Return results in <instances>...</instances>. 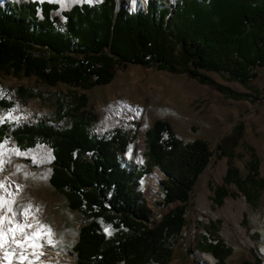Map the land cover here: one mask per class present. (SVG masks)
I'll return each mask as SVG.
<instances>
[{
	"label": "trees",
	"instance_id": "1",
	"mask_svg": "<svg viewBox=\"0 0 264 264\" xmlns=\"http://www.w3.org/2000/svg\"><path fill=\"white\" fill-rule=\"evenodd\" d=\"M155 1L148 0L144 12L133 13L121 5L117 9L116 0L73 4L62 11L63 26H58V17H51L57 3L0 4V74L35 76L45 86L64 83L88 90L110 83L118 67L141 64L185 73L213 84L225 97H250L214 83L201 70L227 73L228 80L249 85L255 68L264 66V0H175L169 7ZM17 94L34 96L24 86ZM87 102L81 92L68 104H58L57 116L68 120L65 128L40 121L10 129L4 122L0 138L10 133L19 147L42 142L52 149L49 183L84 219L72 246L75 264H171L175 239L187 223L193 187L213 151L201 138L183 142L168 121L158 118L145 132L144 163L128 169L120 155L132 135L120 128L106 136L93 135L96 115L86 109ZM11 104L0 98V107ZM243 129L244 121L237 122L216 145L217 156L227 162L223 184H208L216 205L236 196L225 185L236 186L252 205L264 187L252 149L244 176L233 163ZM153 168L163 174L158 180L163 204L175 203L157 222H151L147 200L138 188L140 178ZM98 219L116 229L113 236L103 232ZM219 224L220 220L210 224L213 233ZM195 249L210 252L216 259L213 264H226L231 251L222 240L212 242L204 235ZM237 264L261 260L255 255Z\"/></svg>",
	"mask_w": 264,
	"mask_h": 264
},
{
	"label": "rangeland",
	"instance_id": "2",
	"mask_svg": "<svg viewBox=\"0 0 264 264\" xmlns=\"http://www.w3.org/2000/svg\"><path fill=\"white\" fill-rule=\"evenodd\" d=\"M28 1L33 0H0V4L8 6L10 3ZM38 1L57 3L58 8L52 11L51 17H58V26H63V10L73 4H94L102 0ZM116 1L133 13L144 12L148 0ZM155 2L159 7H169L175 0ZM201 71L214 83L228 86L236 92L248 93L250 97H225L213 84L200 83L185 73H170L141 64L118 67L110 83L88 90L64 83L45 86L35 76L0 74V98L12 103L9 108L0 107V117H3L0 124L6 122L13 129L23 124L47 121L56 128H65L68 120L57 116L58 104H68L74 95L85 92L88 98L86 109L96 115V121L90 128L93 135L106 136L114 128L126 130L132 135L126 151L120 155L122 165L128 169L144 163L145 132L155 119L168 121L175 136L183 142L204 139L213 155L193 187L191 202L185 214L187 223L175 239L171 264H213L216 259L210 252L195 249L200 235L212 242L220 239L231 248L224 258L226 264L254 260L255 255L264 264V187L257 204L252 205L238 192L236 186L225 185L236 196L225 197L221 205H216L208 186L209 183L214 186L223 184L227 162L225 157L217 156L216 145L242 120L243 135L235 150L233 163L244 176L249 169L252 149L258 159L260 176L264 178V66L255 68L256 76L248 86L228 80L227 73L221 75L205 69ZM19 86L29 89L34 96L19 97ZM39 149L43 153L40 152V158H37ZM53 157L52 149L45 143L36 142L30 147H19L10 133L0 138V161H3L0 165V184H3L0 198L4 201L0 207V216L4 217L0 227L9 223L11 229L15 230L16 238L23 240V246L11 240L10 244L0 248L1 264H75L72 246L84 219L79 212L69 208L65 196L49 183ZM35 171H43L45 179L41 183L31 177L30 174ZM162 177L163 174L153 168L139 180L138 188L147 200L151 222H157L175 205L163 204V192L158 185ZM40 205L41 219L35 210ZM25 209H28L27 213ZM215 220H220V224L213 233L210 224ZM98 221L104 233V227L110 226L111 235L105 233L107 236L114 235L116 229L110 223L101 219ZM54 222L58 234L52 245L47 240L25 244L21 232L17 230V225L22 224L25 225L24 231L30 234L34 226L53 227ZM40 244L44 246L40 247Z\"/></svg>",
	"mask_w": 264,
	"mask_h": 264
},
{
	"label": "bare ground",
	"instance_id": "3",
	"mask_svg": "<svg viewBox=\"0 0 264 264\" xmlns=\"http://www.w3.org/2000/svg\"><path fill=\"white\" fill-rule=\"evenodd\" d=\"M41 149H39V151L37 152V158H40V152L41 154L43 153V151H40ZM31 177L33 178L34 181L41 183L45 177L43 175V171H35L33 173L30 174ZM37 200H39L37 198ZM36 201V200H35ZM37 204V203H36ZM31 207H33V204H31ZM41 209V205L39 207V209L35 207V210L37 211V216L41 219V214L39 213V210ZM36 211L34 212V214H36ZM46 213V212H45ZM47 214V213H46ZM56 227V223H53V227L52 226H46V227H42V226H34L31 229V232L29 234V238L26 239L24 241L25 244H30V243H39L42 242L43 240H48L51 239L52 241H54L57 238V229ZM0 228H3V231L5 232V243L4 244H10L9 241L12 240L13 235L15 233L14 232H10L9 229L11 228L9 223H5L3 224ZM48 229H51V233L48 232ZM35 234V235H33ZM1 264V261H0Z\"/></svg>",
	"mask_w": 264,
	"mask_h": 264
},
{
	"label": "snow or ice",
	"instance_id": "4",
	"mask_svg": "<svg viewBox=\"0 0 264 264\" xmlns=\"http://www.w3.org/2000/svg\"><path fill=\"white\" fill-rule=\"evenodd\" d=\"M2 119H3V117H0V120H2ZM18 154H19V153H18ZM2 164H3V161H0V165H2ZM0 170H2V169H0ZM0 187H3V184H0ZM3 203H4V201L2 200V198H0V207L3 206ZM9 210L11 211V209H9ZM27 211H28V209H25V213H27ZM3 219H4V217L0 216V223L3 222ZM28 227H30V225H28ZM42 227H46V226H42ZM24 228H25V225H22V224H18V225H17V230H19V231L21 232V234H22V236H23V239L26 240V239L29 238V234H28L27 232L24 231ZM9 231H10V232H14V230L11 229V228L9 229ZM104 231H105V233H107L108 235H111V229H110V226H105V227H104ZM48 232L51 233V229H48ZM33 235H35V234H33ZM11 242L23 246V240L16 238L15 235H13V238H12V241H11ZM4 243H5V232L3 231V228H0V248H3ZM47 243H48L49 245H52V244H53V241H52L51 239H48V240H47ZM39 246H40V247H43L44 245H43V244H40ZM7 255H8V254L5 253V256H6V257H7Z\"/></svg>",
	"mask_w": 264,
	"mask_h": 264
},
{
	"label": "water",
	"instance_id": "5",
	"mask_svg": "<svg viewBox=\"0 0 264 264\" xmlns=\"http://www.w3.org/2000/svg\"><path fill=\"white\" fill-rule=\"evenodd\" d=\"M53 159H54V157H53Z\"/></svg>",
	"mask_w": 264,
	"mask_h": 264
}]
</instances>
